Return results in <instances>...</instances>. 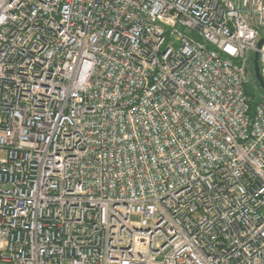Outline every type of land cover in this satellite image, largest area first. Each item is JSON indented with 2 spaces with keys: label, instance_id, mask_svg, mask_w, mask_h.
<instances>
[{
  "label": "built area",
  "instance_id": "2783aa9c",
  "mask_svg": "<svg viewBox=\"0 0 264 264\" xmlns=\"http://www.w3.org/2000/svg\"><path fill=\"white\" fill-rule=\"evenodd\" d=\"M264 0H0V264H264Z\"/></svg>",
  "mask_w": 264,
  "mask_h": 264
},
{
  "label": "trees",
  "instance_id": "16d2710c",
  "mask_svg": "<svg viewBox=\"0 0 264 264\" xmlns=\"http://www.w3.org/2000/svg\"><path fill=\"white\" fill-rule=\"evenodd\" d=\"M252 58L250 59L249 63V82L253 81L256 86L259 87L256 79L254 78V75L252 73ZM251 64V65H250ZM249 84V83H248ZM245 92L251 96V106H253L258 100L264 99V91L259 87V88H251L250 85L245 86Z\"/></svg>",
  "mask_w": 264,
  "mask_h": 264
},
{
  "label": "water",
  "instance_id": "95a60500",
  "mask_svg": "<svg viewBox=\"0 0 264 264\" xmlns=\"http://www.w3.org/2000/svg\"><path fill=\"white\" fill-rule=\"evenodd\" d=\"M264 42V36L261 37L257 42V48H259ZM258 51H255L252 56V73L254 78L256 79L259 87L264 91V78L262 77L259 70V62H258Z\"/></svg>",
  "mask_w": 264,
  "mask_h": 264
},
{
  "label": "rangeland",
  "instance_id": "374dc122",
  "mask_svg": "<svg viewBox=\"0 0 264 264\" xmlns=\"http://www.w3.org/2000/svg\"><path fill=\"white\" fill-rule=\"evenodd\" d=\"M248 85H250L251 88H254V90H255V88H259L258 86L255 85V83L253 81L249 82Z\"/></svg>",
  "mask_w": 264,
  "mask_h": 264
}]
</instances>
